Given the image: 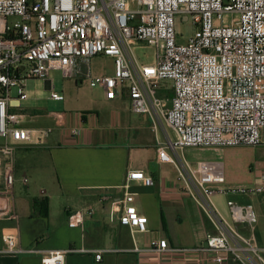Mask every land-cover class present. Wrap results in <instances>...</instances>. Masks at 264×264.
Masks as SVG:
<instances>
[{
	"label": "built area",
	"instance_id": "2783aa9c",
	"mask_svg": "<svg viewBox=\"0 0 264 264\" xmlns=\"http://www.w3.org/2000/svg\"><path fill=\"white\" fill-rule=\"evenodd\" d=\"M180 14H190L195 24L185 43L176 39L175 16ZM137 42L154 46L152 64L138 61L132 51ZM95 56L113 60L112 74L91 73ZM53 69L102 87L106 99L125 91L131 109L151 117L154 131L172 130L174 139L156 148L157 158L174 165L184 190L214 228L195 248L208 255L209 264H264V248L254 235V205L228 199V220L212 202L217 193L264 194V181L224 186L221 162L193 165L179 153L185 147L264 143V0H0V217L17 218L9 207L15 151L44 143L52 131L25 124L27 81H48L49 97L64 99L53 90ZM162 81L170 82V98L157 95ZM77 133L70 129L71 135ZM131 181L153 184L142 170H128L124 191L111 197L109 213L133 234L147 231V217L137 210ZM92 212L91 206L72 212L67 225L80 226ZM237 223L248 232L238 230ZM2 239L0 252L37 251L19 247L13 231ZM149 250L170 248L166 239H152ZM40 252L41 264H64L66 251Z\"/></svg>",
	"mask_w": 264,
	"mask_h": 264
},
{
	"label": "crops",
	"instance_id": "0c3cea01",
	"mask_svg": "<svg viewBox=\"0 0 264 264\" xmlns=\"http://www.w3.org/2000/svg\"><path fill=\"white\" fill-rule=\"evenodd\" d=\"M108 59L111 58L93 57L89 62L91 73L112 74L113 69L111 73L100 70ZM74 81L77 85L85 80L79 77ZM44 83L48 86V81ZM95 87L98 95L79 111L47 115L50 121L45 126L52 131L44 143L15 151V181L9 207L17 218L0 217V250L4 248L3 234L13 231L19 247L37 251L0 252V264H41L40 251L49 250L66 251L64 264H209L208 255L195 248L214 233V228L184 190L174 165L157 158L156 148L169 138L166 129L154 131L151 117L133 111L125 91L106 99L104 89ZM172 94L170 82L162 81L157 95L170 98ZM35 110L29 104L25 112L32 117ZM72 128L78 129L76 135L70 134ZM218 148L227 147H185L179 153L193 165L198 161L221 162L224 186H231ZM168 151L172 153L170 148ZM253 151L257 156L249 167L245 185L264 181V143L253 147ZM136 169L149 175L153 184L130 182L137 210L147 217V231L132 234L109 211L111 197L124 191L126 172ZM228 199L254 205V235L264 248V194H215L213 204L229 220ZM40 200L47 201L46 215L40 214L42 209L35 204ZM87 206L93 207V212L80 226L69 227L68 216ZM236 227L248 232L242 224ZM163 238L170 250H149L150 240ZM97 251H101L99 260L95 258ZM261 254L264 258V250Z\"/></svg>",
	"mask_w": 264,
	"mask_h": 264
},
{
	"label": "rangeland",
	"instance_id": "374dc122",
	"mask_svg": "<svg viewBox=\"0 0 264 264\" xmlns=\"http://www.w3.org/2000/svg\"><path fill=\"white\" fill-rule=\"evenodd\" d=\"M229 18V17H228ZM15 20V18H11ZM195 24L190 14H180L175 16V33L176 39L180 43H185L193 35ZM132 51L138 61L142 64H152L155 60V48L145 42H137L133 45ZM113 69V60L108 59L105 66L100 70L109 73ZM111 73V72H110ZM49 79L53 85V90L64 95L65 99H51V89L44 83V80H28L27 89L29 92L28 100L22 102L26 109L29 104L35 110V116L26 118V125L31 127H40L48 124L50 119L47 115L68 111L77 112L83 108L86 103L98 95V88L91 87L87 81L75 84L74 78L65 77L60 70L53 69L50 71ZM168 82V81H166ZM15 89L13 90V93ZM170 139H174V133L169 127H165ZM259 146V145H258ZM227 148H218V153L222 152V158L225 160V174L227 179L233 185L244 184L245 179L249 177V167L254 163L257 152L253 151L251 145L240 144L236 146H226ZM255 164V163H254ZM253 164V165H254ZM4 169V165L2 166ZM21 176L19 172L18 177ZM37 183V181H36Z\"/></svg>",
	"mask_w": 264,
	"mask_h": 264
},
{
	"label": "trees",
	"instance_id": "16d2710c",
	"mask_svg": "<svg viewBox=\"0 0 264 264\" xmlns=\"http://www.w3.org/2000/svg\"><path fill=\"white\" fill-rule=\"evenodd\" d=\"M35 204L38 205V207H41L42 212L40 211V214L46 215V211H47V201L46 200H40L38 202H35Z\"/></svg>",
	"mask_w": 264,
	"mask_h": 264
}]
</instances>
